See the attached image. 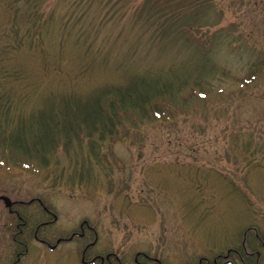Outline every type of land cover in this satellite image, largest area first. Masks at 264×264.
Returning a JSON list of instances; mask_svg holds the SVG:
<instances>
[{"label":"rangeland","instance_id":"obj_1","mask_svg":"<svg viewBox=\"0 0 264 264\" xmlns=\"http://www.w3.org/2000/svg\"><path fill=\"white\" fill-rule=\"evenodd\" d=\"M7 1L0 0V67L22 75L5 87L25 97L31 113L55 93L87 96L135 75H194L209 61L219 71L204 75L215 84L205 101L178 106L174 120L146 124L115 144L113 169L94 168L83 189L55 185L20 153L0 157V197L41 199L51 213L35 201L31 215L35 228L53 221L41 229L52 244L86 221L98 232L94 251L128 264L138 253L199 264L245 243L261 252L252 264H264L254 231L264 240V0H39L40 47V36L25 38L27 7L15 14ZM13 17L26 43L10 52ZM68 161L60 152L48 163L62 173ZM0 244L2 256L15 250L11 241ZM31 244L27 264H83L78 237L52 250Z\"/></svg>","mask_w":264,"mask_h":264},{"label":"trees","instance_id":"obj_2","mask_svg":"<svg viewBox=\"0 0 264 264\" xmlns=\"http://www.w3.org/2000/svg\"><path fill=\"white\" fill-rule=\"evenodd\" d=\"M21 3L29 11L30 25L25 38L32 40L34 35L40 36V47L45 39L42 30L46 23L39 15V0H8L7 6L17 14ZM162 4L160 1L159 5ZM9 25L15 38L6 41L4 49L11 52L26 42L15 17ZM43 55L47 61L45 51ZM209 62L201 63L194 75L176 76L173 71L168 76L135 75L124 84L110 85L87 96L69 92L62 97L55 93L49 106L32 113L26 109L25 97H17L5 87L7 81L22 75L1 66L0 157L5 160L20 153L29 160L27 166L31 170L44 169L55 185L64 183L83 189L93 178L94 168L108 173L113 169L115 144L130 140L146 124L174 120L180 111L178 106L206 100L215 84L204 75L207 70L219 71L214 62ZM60 152L69 160L62 165L61 174L56 172L58 167L54 163H48Z\"/></svg>","mask_w":264,"mask_h":264},{"label":"flooded vegetation","instance_id":"obj_3","mask_svg":"<svg viewBox=\"0 0 264 264\" xmlns=\"http://www.w3.org/2000/svg\"><path fill=\"white\" fill-rule=\"evenodd\" d=\"M35 201V198L30 202H25L12 200L4 196L0 197V204L2 203L5 207L4 211H0V215L3 213L8 217H5L3 223L0 222V243L4 240L11 241L15 248L9 257L2 256V251H0V264H27L30 250L33 248L31 244L33 241H38L41 245L52 250L63 242L73 241L76 237L84 241L81 257L83 264H128L124 258L116 253H98L94 251L98 242V232L86 221L81 225L80 230L72 233L71 237H60L55 244H52L49 239L41 235V229L50 225L53 221H42L35 228L34 213L32 216L30 210ZM36 202L42 207L45 213H51L41 199L38 198ZM249 231H252V229ZM254 231L257 240L264 247L263 238L256 230ZM91 237L92 239H90ZM1 249L2 245L0 244ZM260 256L261 252L259 250L255 249L254 251H250L245 243V246L241 250L230 249L228 254L218 255L213 261L203 258L199 264H225L227 261H232L233 264H252L254 258H256L258 263ZM149 262L162 264L161 260L157 257L144 253H138L134 258V264H148Z\"/></svg>","mask_w":264,"mask_h":264},{"label":"water","instance_id":"obj_4","mask_svg":"<svg viewBox=\"0 0 264 264\" xmlns=\"http://www.w3.org/2000/svg\"><path fill=\"white\" fill-rule=\"evenodd\" d=\"M57 217H55V219H56ZM225 264H233V262L232 261H227Z\"/></svg>","mask_w":264,"mask_h":264}]
</instances>
